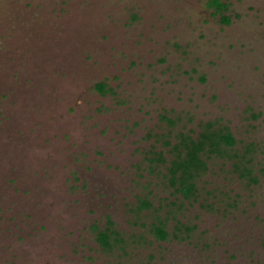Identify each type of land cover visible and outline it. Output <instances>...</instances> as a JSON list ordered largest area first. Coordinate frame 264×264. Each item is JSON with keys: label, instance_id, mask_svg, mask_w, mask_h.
Listing matches in <instances>:
<instances>
[{"label": "rangeland", "instance_id": "374dc122", "mask_svg": "<svg viewBox=\"0 0 264 264\" xmlns=\"http://www.w3.org/2000/svg\"><path fill=\"white\" fill-rule=\"evenodd\" d=\"M220 1L0 0V264H264V0ZM207 122L258 183L211 156L186 200L148 158Z\"/></svg>", "mask_w": 264, "mask_h": 264}, {"label": "trees", "instance_id": "16d2710c", "mask_svg": "<svg viewBox=\"0 0 264 264\" xmlns=\"http://www.w3.org/2000/svg\"><path fill=\"white\" fill-rule=\"evenodd\" d=\"M215 9V13L220 14L224 23H229V17L223 16L222 13L227 9V4L220 0H210ZM95 89L100 93L106 91L104 82H97ZM168 122L172 123L167 119ZM164 143L170 146L168 140ZM237 141L227 127H216L212 123L207 122L199 131L196 137L190 133L180 132L176 137V142L170 146L169 152L172 158L169 162L165 161L161 153L153 152V156L148 161L154 162L155 165L161 163L165 165V172L162 177L174 193L181 194L186 199H194L197 192L196 179L207 170V159L211 156L217 158L231 159L233 169L241 178H246L248 184H257L258 176L253 174V170L249 167L251 163V154L253 145L245 146V152L239 153L235 149ZM253 147V148H252ZM250 156V157H249ZM151 165L152 169L156 166ZM155 166V167H154ZM151 169V170H152ZM151 207V202L147 199H140L135 206L137 211L147 210ZM107 226L100 230L97 226H93L96 231L95 239L98 245L104 250H110L116 247L117 242L121 240L119 232L113 229L112 221L107 218ZM194 227V226H192ZM192 227H187L176 221L174 225V237L183 238L178 234L185 235V238L191 232ZM155 239L166 241L170 234L167 231L166 222L162 219H155L149 224L148 230Z\"/></svg>", "mask_w": 264, "mask_h": 264}]
</instances>
